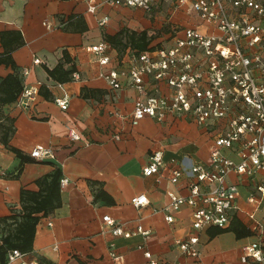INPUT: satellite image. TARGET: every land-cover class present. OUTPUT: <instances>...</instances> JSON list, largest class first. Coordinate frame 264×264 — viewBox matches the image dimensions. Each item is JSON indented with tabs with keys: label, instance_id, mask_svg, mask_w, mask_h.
<instances>
[{
	"label": "crops",
	"instance_id": "crops-1",
	"mask_svg": "<svg viewBox=\"0 0 264 264\" xmlns=\"http://www.w3.org/2000/svg\"><path fill=\"white\" fill-rule=\"evenodd\" d=\"M102 14L109 20L101 26L97 17ZM145 15L127 6H103L93 15L77 0H0V58H5L0 62V81L10 74L22 85L38 88L25 107L17 104L18 95L0 103V242L9 228L2 229L5 222L1 218L20 212L21 188L37 191L35 180L56 168L60 178L68 179L65 186L59 185V205L44 215L38 213L32 248L24 252L23 260L34 258L38 264H149L144 255L149 251L159 262L194 263L181 255L175 244L194 233L191 209L182 206L172 211V222L165 220L162 210L168 202L166 190L186 194L185 179L169 182L172 163L150 176L143 175L142 169L155 148L163 150L166 161L207 162L211 128L186 118L157 122L145 117L132 122L130 113L140 94L129 86L113 89L98 75L101 70L124 65L126 49L119 54L111 46V61L104 66L86 50L105 40L104 34L114 35L124 26L136 31L151 26ZM34 58L40 62H33ZM57 65L73 67L80 80H72V74L65 81L51 77L48 70ZM24 67L28 68L26 74ZM159 89L166 90V86L159 83ZM56 97L67 100L65 110L56 104ZM70 128L80 139H69ZM36 145L51 147L54 156L43 160L31 157ZM9 147L19 150L26 161L21 163ZM224 153L237 160L233 152ZM227 179L244 190L239 191L236 209L225 228L205 227L199 232L201 264H241L242 247L258 239L254 228L264 217V197L248 198L254 185L264 180V172L252 178L231 173ZM141 193L148 202L133 206L131 198ZM105 214L129 230L140 224L149 234L115 236L105 227ZM22 259L8 261L6 252L0 264H22Z\"/></svg>",
	"mask_w": 264,
	"mask_h": 264
},
{
	"label": "built area",
	"instance_id": "built-area-1",
	"mask_svg": "<svg viewBox=\"0 0 264 264\" xmlns=\"http://www.w3.org/2000/svg\"><path fill=\"white\" fill-rule=\"evenodd\" d=\"M86 5V11L97 14L103 6H127L152 13L169 8L184 10L197 20L191 25H181L170 31V42L135 52L125 51L124 65L100 71L109 87L120 89L129 86L140 96L135 99L130 113L132 122L149 117L157 122L168 118H186L198 126L211 128L212 142L207 162L185 164L170 158L164 159L163 150L150 151L142 169L145 176L159 174L167 163L174 166L169 172V182L176 184L185 179L186 194L166 190L167 204L162 208L165 220L172 222V211L182 206L191 209L190 223L193 232L186 239L175 241L180 254L201 264L197 247L199 232L205 227L225 228L236 209L239 196L238 182L229 181L233 173L252 178L264 172V0H77ZM109 16L97 17L105 25ZM111 45L106 40L89 45L86 50L94 54L100 66L111 61ZM33 62H40L34 58ZM119 61L118 64H121ZM23 74L28 68H23ZM72 80H80L78 72ZM124 80V82H123ZM159 83L166 90L159 89ZM38 93L36 86L23 85L17 104L27 106ZM63 110L68 106L65 98H54ZM71 141L80 139L72 128L68 130ZM117 139L118 136H115ZM231 151L237 160L227 156ZM29 155L35 159L52 158L53 149L34 146ZM68 179H59L60 187ZM255 195L264 197V180L254 185L249 200ZM135 207L148 202L144 193L131 198ZM102 220L115 236L133 234L147 236L140 224L129 230L125 224L105 214ZM254 230L258 239L242 247L241 264H264V217L257 220ZM19 249L8 251V261L23 258ZM144 255L149 264H177L159 262L149 251ZM22 264H38L37 260H23Z\"/></svg>",
	"mask_w": 264,
	"mask_h": 264
},
{
	"label": "trees",
	"instance_id": "trees-1",
	"mask_svg": "<svg viewBox=\"0 0 264 264\" xmlns=\"http://www.w3.org/2000/svg\"><path fill=\"white\" fill-rule=\"evenodd\" d=\"M104 39L114 47L119 54H122L125 49H130L135 52H140L159 44H152L154 34L148 33L146 29L136 31L127 27H122L114 35L104 34ZM8 54H5V56ZM5 61V58H0V62ZM74 68L64 69L62 65H57L53 69L48 70L51 77L65 81L69 79ZM23 85L16 76L8 75L0 81V103L13 101L22 90ZM5 142V140L3 141ZM21 158V163L26 161L23 154L12 147H9ZM61 172L56 168L52 173L47 174L35 180L39 189L30 191L24 188L20 190V212L4 216L1 218L5 222L2 229L6 232L1 236L0 242V261L5 259L6 252L11 249H19L21 252H28L32 248V240L35 232V225L38 220V213L42 215L55 209L60 202V187L59 179ZM12 225V226H11ZM11 227V228H10Z\"/></svg>",
	"mask_w": 264,
	"mask_h": 264
},
{
	"label": "rangeland",
	"instance_id": "rangeland-1",
	"mask_svg": "<svg viewBox=\"0 0 264 264\" xmlns=\"http://www.w3.org/2000/svg\"><path fill=\"white\" fill-rule=\"evenodd\" d=\"M144 15L149 17L151 20V26L144 29H146L148 33L154 34L155 37L153 39V44L157 43L159 45H165L170 42V38L166 37V34H168L173 27L178 28L179 26L185 24L191 25L197 20L194 16H192V14H186L184 10L181 9L177 12L169 8H164L162 10H156L152 13L144 12ZM138 29H140V27ZM238 188L240 192H243L244 189L241 186H238Z\"/></svg>",
	"mask_w": 264,
	"mask_h": 264
}]
</instances>
